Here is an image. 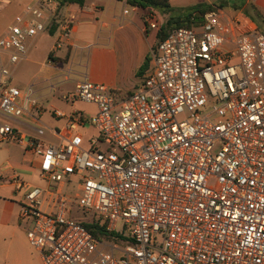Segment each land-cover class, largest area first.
<instances>
[{"label": "built area", "instance_id": "2783aa9c", "mask_svg": "<svg viewBox=\"0 0 264 264\" xmlns=\"http://www.w3.org/2000/svg\"><path fill=\"white\" fill-rule=\"evenodd\" d=\"M244 19L215 9L201 30H173L127 95L83 78L72 98L96 112L54 109L65 120L57 142L42 126L32 135L0 123V145L18 143L39 159L40 177L59 184L53 192L19 174L11 181L24 192L20 217L32 222L27 238L43 264H264V33ZM55 26L60 49L71 21L56 0H37L0 37L4 115L38 107L35 84L13 85V70ZM87 124L99 133L88 148L78 132ZM66 180L75 197L63 193ZM72 204L116 234L97 240L69 217Z\"/></svg>", "mask_w": 264, "mask_h": 264}, {"label": "crops", "instance_id": "0c3cea01", "mask_svg": "<svg viewBox=\"0 0 264 264\" xmlns=\"http://www.w3.org/2000/svg\"><path fill=\"white\" fill-rule=\"evenodd\" d=\"M35 1L37 0H0V14L8 18L0 19V37L12 25L15 17ZM212 1L170 0V3L173 7L184 9ZM250 3L262 11L263 16L260 18L264 19V0H246L244 12ZM125 10H129V13L125 14ZM62 12L72 24L70 40L62 48H56L60 30L56 26L52 27L31 42L27 59L13 70L15 76L20 69L30 70L29 67L32 66L38 68L36 77L18 83L23 91L35 84L31 96L37 100L38 107L31 106L30 114L22 117L6 116L0 111V123L32 135H36V128L42 126L46 129L44 138L48 141H54L51 139H56L53 130L62 129L65 124L64 119L54 116V109L66 113L78 110L89 115L96 112V107L94 111L77 109L78 103L64 98L69 97V93L57 100L55 90L67 81L74 83L75 90L77 83L83 78L106 84L123 96L138 90L142 87L146 74L140 75L138 71L147 57L152 58L149 67L151 66L153 53L157 51L154 49L160 43L161 27L167 20L164 19L166 15L159 11L133 6L127 0H87L83 7L70 4L64 6ZM244 12L241 11L239 15H245ZM149 17L155 18L152 20L157 22V28L151 27ZM248 18L244 20L252 22L262 31L255 12H251ZM51 54L52 58L49 57ZM76 67L86 71L77 72L78 77L72 78ZM69 70L72 73L68 76ZM20 150L23 152L22 156L18 153ZM38 165L39 159L26 153L18 143L1 142L0 264H43L42 255L30 245L27 238V230L32 222L20 217L24 192L17 191L11 182L16 174L23 178L25 172L33 173L38 170ZM10 169H13V174H10Z\"/></svg>", "mask_w": 264, "mask_h": 264}, {"label": "trees", "instance_id": "16d2710c", "mask_svg": "<svg viewBox=\"0 0 264 264\" xmlns=\"http://www.w3.org/2000/svg\"><path fill=\"white\" fill-rule=\"evenodd\" d=\"M60 7L63 8L66 5L76 4L81 7L85 6L87 0H56ZM129 4L141 7V8H151L159 11L163 15L168 16V19L161 27L159 33V41L166 39L169 34L178 28H193L202 23L201 19L205 15L215 9L225 10L231 7L234 11L244 12V6L246 5V0H213L210 3H200L192 7L184 8V12L181 14L175 13V8L171 5L170 0H134L128 1ZM245 15L250 17L251 12H255L258 17L263 16L262 11L253 3L247 5ZM260 30V29H259ZM262 32V31H261ZM264 33V32H263ZM157 47L154 49L156 51ZM52 58V54L49 56ZM152 58L147 57L143 67L138 71V73L144 74L149 68ZM94 220L83 221V225L93 234L97 240L111 239L116 233H111L107 230L106 224L102 223L95 215Z\"/></svg>", "mask_w": 264, "mask_h": 264}, {"label": "rangeland", "instance_id": "374dc122", "mask_svg": "<svg viewBox=\"0 0 264 264\" xmlns=\"http://www.w3.org/2000/svg\"><path fill=\"white\" fill-rule=\"evenodd\" d=\"M174 8H175V13L176 14H181V13L184 12V10L182 8L175 7V6H174ZM225 11L229 15H233V16H236V15H238L240 13L238 11H234L231 7L225 9ZM0 19H8V18H6V17L4 18L0 14ZM164 19H168V16L164 17ZM256 20L259 23V25L261 27V30L264 32V19H262V18H260V17H258L256 15ZM193 28H197L198 30H201L198 27H193ZM83 66H85V65L83 64ZM29 68H30V70H24V69L18 70L16 72L14 78H13L14 80L12 81V84L13 85H17L20 89H22V86H20L18 84L20 81L21 82H27V80H29L30 78L36 77L35 74H37L36 72H37L38 68H35L34 66L29 67ZM74 70H75V72H74V76H72V78L78 77L79 74L77 72L80 73V72L86 71V70H84L81 67H76V68H74ZM74 86L75 85H74V83L72 81L64 82L63 85L61 86V88H57L55 90V92H54L57 100H59V98L63 94L69 93L68 95L70 97L69 98L70 102L74 101L73 98H72V95H73V93L75 91L74 90ZM110 88H112V87H110ZM74 102L78 103L76 105L77 109H84V110H87V111H94L95 110V106L83 104V103H81L79 101H74ZM78 132L84 137V147H86V148L89 147V144H90L89 139L92 138V137H98V135H99L98 131L94 127H92L90 124H87L86 127H82ZM51 139L54 140V142H57V139H55L54 137H52ZM101 148L104 149L105 146L103 145ZM18 153L22 156L23 152H21V150H20V152H18ZM10 172H11L10 174H13V172H14L13 169H10ZM24 174L25 175H24L23 179L25 181L33 184V185L40 186V187H49L50 190L53 191V192H56V190L59 188V184L58 183H55V182L50 183L48 180L42 179L40 177V173H39V171L37 169L34 170L33 173L28 171V172H25ZM212 183H214V181H212ZM63 193L68 195V196H70V197H75V195L78 193L77 186L74 185L71 181L66 180L65 186L63 188ZM71 208L73 209V212L69 216L70 218H74L75 220L82 221V222L84 220L91 222V221H93L95 219L92 214L85 213L80 208H78V205H76V204H72ZM43 209L44 210H50V207H48L47 205H43Z\"/></svg>", "mask_w": 264, "mask_h": 264}, {"label": "water", "instance_id": "95a60500", "mask_svg": "<svg viewBox=\"0 0 264 264\" xmlns=\"http://www.w3.org/2000/svg\"><path fill=\"white\" fill-rule=\"evenodd\" d=\"M127 1H134V0H127ZM203 20H204V18L201 19V21H203Z\"/></svg>", "mask_w": 264, "mask_h": 264}]
</instances>
